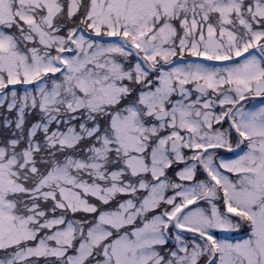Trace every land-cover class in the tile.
I'll return each instance as SVG.
<instances>
[{"label":"snow or ice","instance_id":"1","mask_svg":"<svg viewBox=\"0 0 264 264\" xmlns=\"http://www.w3.org/2000/svg\"><path fill=\"white\" fill-rule=\"evenodd\" d=\"M0 264H264V0H0Z\"/></svg>","mask_w":264,"mask_h":264}]
</instances>
